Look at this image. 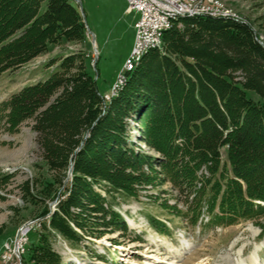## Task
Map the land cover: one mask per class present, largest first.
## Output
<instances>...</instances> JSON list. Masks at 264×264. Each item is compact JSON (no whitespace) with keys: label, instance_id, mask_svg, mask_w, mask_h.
I'll return each mask as SVG.
<instances>
[{"label":"trees","instance_id":"trees-1","mask_svg":"<svg viewBox=\"0 0 264 264\" xmlns=\"http://www.w3.org/2000/svg\"><path fill=\"white\" fill-rule=\"evenodd\" d=\"M173 22L160 48L126 71L109 100L84 57L70 54L56 60L45 79L0 103L12 123L38 111L37 143L61 189L54 191L55 208L37 215L39 238L26 249L32 264H62L55 235L76 247L99 227L128 231L109 197L136 196L137 186L149 180L144 168L154 163L192 197L185 211L165 206L174 215L191 224L207 215L205 224L212 226L251 220L264 232V47L250 25L234 18L196 15ZM60 37H85L73 0H0V72L31 61ZM131 130L163 157L128 142ZM146 219L158 233L171 234L158 217Z\"/></svg>","mask_w":264,"mask_h":264},{"label":"rangeland","instance_id":"rangeland-1","mask_svg":"<svg viewBox=\"0 0 264 264\" xmlns=\"http://www.w3.org/2000/svg\"><path fill=\"white\" fill-rule=\"evenodd\" d=\"M212 1L221 4L234 20L250 25L264 42V0ZM73 2L81 12L85 37L74 40L60 37L31 61L0 72V103L24 85L45 79L56 69L59 63L56 60L70 54L84 57L95 74L100 94H110L111 98L117 75L132 50L134 23L139 14L128 10L126 0ZM52 58L54 63L49 65ZM246 92L252 99L260 101L255 92ZM37 112L22 121H10L9 125V108L0 110V264H32L26 249L39 238L41 226L37 215L46 206L53 210L57 201L54 191L59 189L55 182L58 174L42 158L33 129ZM128 122L130 128L131 120ZM134 131H130L132 137L129 136L128 142L131 138L141 152L155 158L163 157L154 147L136 140ZM220 152L224 160V148ZM144 171L149 180L137 186L136 196L123 198L118 194L114 199L109 197L113 200V209L125 220L128 231L99 227L94 234L87 233L86 239L76 247L55 235L53 248L61 256L62 264H264V232L261 233L253 221L239 219L212 226L205 224L207 215H203L196 224H191L165 206L185 211L192 197H185L167 181L157 163L152 168L145 167ZM203 171L208 175L206 170ZM97 190L103 194L101 188ZM148 214L168 224L171 234L158 233L148 224ZM28 222L33 227L23 251L18 254L8 252V245L13 249L17 230L29 225ZM5 253L8 258H3Z\"/></svg>","mask_w":264,"mask_h":264},{"label":"built area","instance_id":"built-area-1","mask_svg":"<svg viewBox=\"0 0 264 264\" xmlns=\"http://www.w3.org/2000/svg\"><path fill=\"white\" fill-rule=\"evenodd\" d=\"M161 2V6L173 7L174 11L178 10H197V12L206 13L209 15H219L224 14L222 11H211L209 9V3H204L203 0H191L195 1V9H188V1H186V6H177L175 0H158ZM127 7L129 11H135L139 14L138 20L134 23L135 27V39L132 46V50L135 49L136 45L145 44L147 41H157L156 36V26L161 23H166L164 19L155 17V10L149 8L147 0H126ZM132 50L130 54H132ZM130 54L125 59L122 69L117 75L115 84L112 87L114 90L116 83L120 82L121 77L126 73L128 62L130 61ZM105 94L103 95V97ZM33 224L27 225V227H22L17 230V233L13 241V249L11 246H7L8 252L19 253V248H23L24 243L27 241V235L32 230ZM3 258H8L7 253L4 254Z\"/></svg>","mask_w":264,"mask_h":264},{"label":"bare ground","instance_id":"bare-ground-1","mask_svg":"<svg viewBox=\"0 0 264 264\" xmlns=\"http://www.w3.org/2000/svg\"><path fill=\"white\" fill-rule=\"evenodd\" d=\"M186 1H188V9H195V1L175 0V4L177 6H186ZM203 2L209 3V9L211 11H222V9H223L221 4H219L217 1L203 0ZM147 4H148L149 8L155 10V17L156 18L164 19L166 21V23H161V24H158L156 26V36H157L156 42L155 41H147V42H145V44L136 45L135 49L132 50V54H130V61L128 62L126 71L132 70L138 64V62L141 60L142 56L147 51H149L153 48H160L161 42H162V36H163L164 32L171 27L174 20L178 19L181 16L209 15L206 13L197 12V10L174 11L173 7L161 6V2L158 0H147ZM223 10H224V14L210 15V16L233 18V16L226 9H223ZM124 74L121 77L120 82H118L115 85V88H114L113 92L111 93V96L116 94L118 86L124 80ZM105 98H106V100L110 99V94H107V96H105ZM22 227H27V225L25 224ZM22 227H20V228H22ZM20 250L22 252L23 248H19V253H20Z\"/></svg>","mask_w":264,"mask_h":264},{"label":"water","instance_id":"water-1","mask_svg":"<svg viewBox=\"0 0 264 264\" xmlns=\"http://www.w3.org/2000/svg\"><path fill=\"white\" fill-rule=\"evenodd\" d=\"M258 41H259V43H260L261 45H263V47H264V42H262V41L259 40V39H258ZM70 169H71V166H70V168H69V172H70Z\"/></svg>","mask_w":264,"mask_h":264}]
</instances>
